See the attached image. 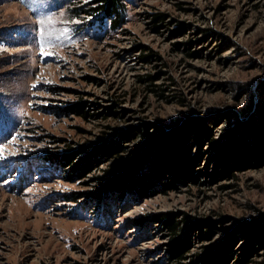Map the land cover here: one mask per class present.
Here are the masks:
<instances>
[{"label": "rangeland", "instance_id": "374dc122", "mask_svg": "<svg viewBox=\"0 0 264 264\" xmlns=\"http://www.w3.org/2000/svg\"><path fill=\"white\" fill-rule=\"evenodd\" d=\"M87 1L0 0V264H173L171 223L189 238L183 262L243 264L240 227L264 218V140L241 129L264 111V0H123L118 28L71 15ZM156 125L187 130L193 172L145 196L95 201L107 161L69 179L41 159L111 140L128 159ZM235 131L246 161L231 176L218 154ZM251 253L245 264H264V248Z\"/></svg>", "mask_w": 264, "mask_h": 264}, {"label": "trees", "instance_id": "16d2710c", "mask_svg": "<svg viewBox=\"0 0 264 264\" xmlns=\"http://www.w3.org/2000/svg\"><path fill=\"white\" fill-rule=\"evenodd\" d=\"M71 4L69 7L71 15L80 16L84 13L88 16H97L100 21L109 19V25L112 28H118L126 19V6L123 0H88L81 4ZM154 21L162 23L161 14L154 15ZM158 27L157 25L154 26L156 29ZM148 56L145 54L143 59L147 60ZM261 109L254 116H251V111L249 113V117H251L247 122L241 124V129L264 140V111L261 112ZM69 110L78 114H86L83 106L77 102L73 103ZM112 112L115 113V111ZM228 116H230L229 113ZM256 118H259V123H256ZM191 122L197 123V126L203 125L196 119ZM238 122L241 123L240 120ZM156 126H158L157 132L144 131V136L148 137L147 141L136 145L137 148L132 151L131 157L128 159L121 153L120 147L113 140L98 144L88 152H83L80 158V152H77L74 146L67 145L55 151L46 152L41 155V159L57 169L62 168L65 170L66 177L69 179L84 178L96 169L101 162L107 161L108 165L103 168L102 174L90 176L91 180L97 184L95 191L89 194L90 198L95 201H98L107 189L111 191L118 190L119 193L125 190L145 196L151 193V189L163 174L170 176L163 184L171 187L177 177L189 173L191 175L193 172L192 159L187 150V130L179 128L175 135H172L165 127ZM203 132L206 134L208 131L203 128ZM209 139L213 141L210 136ZM59 140L64 141L65 139L59 138ZM260 143L262 145L264 141H259L258 145ZM243 145L238 131H235L232 133L227 147L219 151L218 166L224 174L233 176L242 167L241 163L246 161L240 148ZM251 149H254V146ZM75 154H78V156L75 157ZM147 162H150V167L148 172H145L144 164ZM206 174L213 175L214 173L206 172ZM68 198L76 200L77 196L69 195ZM168 227L171 232L169 249L171 258L174 259L173 264H189L182 261L190 248L187 234L181 235L180 226L177 224L171 223ZM240 229L248 235L249 239V252L244 251L242 254L244 256L242 263L245 264L250 260L251 248L254 242L264 248V218L261 221L249 223L246 227H240ZM233 239L234 233L229 234L225 245L220 250L229 247ZM205 256L207 257V254ZM210 262L212 263L211 260Z\"/></svg>", "mask_w": 264, "mask_h": 264}, {"label": "snow or ice", "instance_id": "6c2138e0", "mask_svg": "<svg viewBox=\"0 0 264 264\" xmlns=\"http://www.w3.org/2000/svg\"><path fill=\"white\" fill-rule=\"evenodd\" d=\"M45 55H49L48 53H45Z\"/></svg>", "mask_w": 264, "mask_h": 264}]
</instances>
